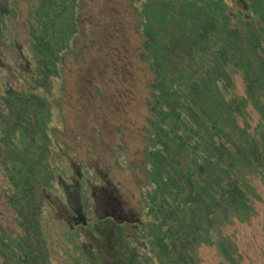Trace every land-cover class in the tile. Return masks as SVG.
Wrapping results in <instances>:
<instances>
[{"label":"trees","instance_id":"16d2710c","mask_svg":"<svg viewBox=\"0 0 264 264\" xmlns=\"http://www.w3.org/2000/svg\"><path fill=\"white\" fill-rule=\"evenodd\" d=\"M79 9L80 0H29L27 53L16 46L12 58L18 80L0 82V195L18 222L34 192L41 208L43 188L54 182L47 128L66 56L80 34ZM137 10L153 74L138 228L126 234L133 222L111 214L96 223L110 220L125 264H201V244L214 246L225 264H242L224 227L248 221L262 201L252 180L264 183V0H139ZM17 13L13 0H0L3 41ZM177 45L185 52H173ZM233 72L243 75L244 94L234 92ZM249 104L259 113L255 125ZM19 111H31L40 125L25 122ZM1 213L0 264H42L28 234L4 225Z\"/></svg>","mask_w":264,"mask_h":264},{"label":"rangeland","instance_id":"374dc122","mask_svg":"<svg viewBox=\"0 0 264 264\" xmlns=\"http://www.w3.org/2000/svg\"><path fill=\"white\" fill-rule=\"evenodd\" d=\"M13 1L18 13L8 27L9 39L3 41L0 35V82L10 83L18 80L12 62L16 46L27 53L29 18V0ZM138 1L80 0V34L66 56L62 89L47 128L49 166L54 169V182L48 186L52 187L43 188L41 208L34 192L32 208L22 222L0 195L2 223L28 234L42 264H125L110 220L99 224L96 219L111 214L115 220H129L133 222L125 232L129 235L138 228L142 193L137 182L142 175L146 102L153 77L138 30ZM173 52L185 50L177 45ZM231 77L234 92L244 94L243 75L233 72ZM249 108L255 125L259 113L250 104ZM22 113L18 115L25 122L40 125L31 111ZM7 122L9 128L15 126V120ZM33 151L37 157L40 149L35 146ZM35 179L44 184L36 174ZM252 181L262 197L256 202V214L248 221L226 225L224 232L238 243L242 264H264V183L256 177ZM197 254L201 264L226 263L214 246L201 244Z\"/></svg>","mask_w":264,"mask_h":264}]
</instances>
